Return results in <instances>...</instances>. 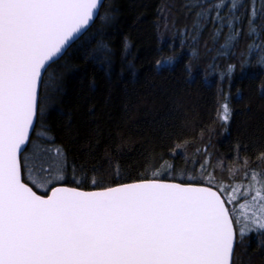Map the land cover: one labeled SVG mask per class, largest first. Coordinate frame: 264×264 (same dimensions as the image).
<instances>
[{
  "label": "snow or ice",
  "instance_id": "1",
  "mask_svg": "<svg viewBox=\"0 0 264 264\" xmlns=\"http://www.w3.org/2000/svg\"><path fill=\"white\" fill-rule=\"evenodd\" d=\"M185 6L196 9L193 42L208 24L219 25L214 37L224 26L233 40L243 36L245 21L248 35H264V0H186ZM105 7L106 0H0V264H234L247 233L264 235V166L249 172L245 157L241 168L250 179L236 183L234 176L228 184L214 183L213 173L177 182L167 164L151 179L127 183L93 176L91 190H84L85 179L54 136L37 131L49 90H59L49 69L96 20L101 27L85 57L111 71L116 52L105 36L117 17L110 3L101 14ZM129 45L125 38V55ZM222 109L229 121V104ZM257 159L264 162V153ZM113 167L114 179H123L119 163ZM69 174L78 186H68Z\"/></svg>",
  "mask_w": 264,
  "mask_h": 264
},
{
  "label": "trees",
  "instance_id": "2",
  "mask_svg": "<svg viewBox=\"0 0 264 264\" xmlns=\"http://www.w3.org/2000/svg\"><path fill=\"white\" fill-rule=\"evenodd\" d=\"M109 3L117 17L105 36L116 52L111 71L85 57L101 27L96 20L49 69L59 90H49L47 117L37 131L54 136V146L85 179L84 190H91L93 176L127 183L151 179L167 164L177 182L213 173L214 183L231 184L234 176L236 183H247L244 158L249 172L264 166L257 159L264 153V35H248L245 21L243 36L233 40L224 26L214 37L219 25L208 24L193 42L196 9L186 7V0H106L101 14ZM169 57L175 59L156 66ZM224 103L229 121L222 120ZM32 139L46 144V137ZM117 162L123 179H114ZM68 186H78L70 174ZM234 264H264V235L247 233L236 245Z\"/></svg>",
  "mask_w": 264,
  "mask_h": 264
},
{
  "label": "water",
  "instance_id": "3",
  "mask_svg": "<svg viewBox=\"0 0 264 264\" xmlns=\"http://www.w3.org/2000/svg\"><path fill=\"white\" fill-rule=\"evenodd\" d=\"M86 32H87V31H86ZM86 32H85V33H86ZM85 33H84V34H85ZM84 34H83V35H84ZM83 35H81V36L79 37V39H80ZM79 39H78V40H79ZM49 194H50V192H49ZM41 195H42V194H41ZM235 249H236V247H235Z\"/></svg>",
  "mask_w": 264,
  "mask_h": 264
}]
</instances>
